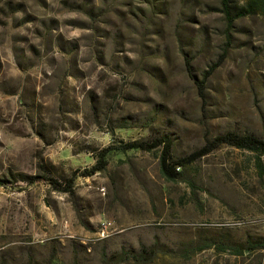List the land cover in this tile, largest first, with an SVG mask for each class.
Masks as SVG:
<instances>
[{
    "label": "rangeland",
    "instance_id": "obj_1",
    "mask_svg": "<svg viewBox=\"0 0 264 264\" xmlns=\"http://www.w3.org/2000/svg\"><path fill=\"white\" fill-rule=\"evenodd\" d=\"M153 112L172 180L163 146L119 149L151 134L124 119ZM231 130L264 135L263 16L227 26L219 0H0V259L32 247L72 264L70 240L87 254L122 235L159 244L119 264H264L238 255L264 236V155L259 168L211 142Z\"/></svg>",
    "mask_w": 264,
    "mask_h": 264
},
{
    "label": "trees",
    "instance_id": "obj_2",
    "mask_svg": "<svg viewBox=\"0 0 264 264\" xmlns=\"http://www.w3.org/2000/svg\"><path fill=\"white\" fill-rule=\"evenodd\" d=\"M219 6L220 12L223 13L227 26H231L236 19L246 18L253 15H261L264 17V0H219ZM187 66L189 67V62H187ZM188 72H190L189 68ZM206 79L207 76H204L199 82L197 81L198 90L200 92H202V87ZM155 112H158V110H155ZM155 112L151 113V115H147L145 118H140L138 115H134L127 116L124 119L128 120L127 125L135 124L136 122L143 123L144 126L150 128L151 134L140 142H135L127 145V147H120L119 149L150 151L154 148L163 146L162 155L160 157V171L167 180H172L175 175L174 169H172L170 164L167 163V160L170 159L172 148L169 133L167 132L168 125L165 126V124H162L156 127L152 126L159 114ZM211 142L216 145L226 144L236 149L256 154V165L260 168L261 165L259 164L258 159L259 156L264 155V135L261 136L253 131L238 133L231 130L217 135ZM108 154H110V150H104L97 155L96 164H98L99 167H93V170L97 171L105 167ZM199 156H201L199 153H195L190 155L188 158L183 157L182 159H177V162L174 163L173 166H182L190 160H195ZM152 242L153 248H151L150 251H147L144 246H141L140 248H132L123 240L122 235H118L116 236V239L103 240V244L101 246H98L90 250V253L85 254L86 249H89V247H85L80 243L70 240L65 246L67 250L60 254L72 257V264H119L129 260L144 262L146 259L141 258L144 256L147 257L151 253L152 255L156 253L155 249L159 244V239H153ZM246 244L247 245L243 249V252L239 251L238 255H244L245 252L259 249L264 251V236H254L251 239H247ZM31 248L27 247V249L21 252L17 257L6 256L3 259H0V264H66V259H59L58 255H56L57 252L55 249L52 253H49L48 256L42 257L32 251ZM88 255L90 257H88ZM130 257L135 259H128Z\"/></svg>",
    "mask_w": 264,
    "mask_h": 264
},
{
    "label": "built area",
    "instance_id": "obj_3",
    "mask_svg": "<svg viewBox=\"0 0 264 264\" xmlns=\"http://www.w3.org/2000/svg\"><path fill=\"white\" fill-rule=\"evenodd\" d=\"M103 226L106 228V225H105V223L103 224Z\"/></svg>",
    "mask_w": 264,
    "mask_h": 264
}]
</instances>
